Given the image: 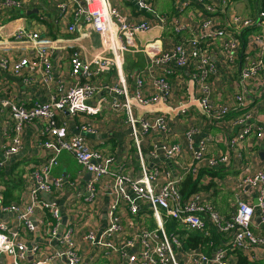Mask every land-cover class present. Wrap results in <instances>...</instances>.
<instances>
[{"label":"built area","instance_id":"obj_1","mask_svg":"<svg viewBox=\"0 0 264 264\" xmlns=\"http://www.w3.org/2000/svg\"><path fill=\"white\" fill-rule=\"evenodd\" d=\"M31 1L34 0H2L1 3L22 13L26 11L25 5ZM50 1L57 9L59 18L72 6L74 21L69 24L68 31L73 33L80 31L81 27H88L80 38H89L94 32L100 38V48L91 59L81 50L75 49L70 55V65L71 74L77 78L76 83L70 87L60 84L58 93H52L46 101L29 106L17 102L12 96L0 94V113H9L12 128L9 142L4 145L5 153L9 156L19 154L24 146V128L36 120L45 123L47 136L44 140H39L38 145L54 150L46 160L31 168L32 177L24 206L14 202L0 204V214L13 213L18 222L16 227H11L0 219V263L5 259L7 264H84L80 251L81 241L77 238L75 228L69 225L61 232L63 217L58 202L41 197L42 194L60 192L66 185L64 177L52 173L62 151L71 152L82 169L91 174L84 195L87 204H94L99 198L102 181H105L103 188L108 186L112 189L114 202L108 210L107 227L101 233L88 230L82 234L85 241L102 248L107 255L117 254L127 264H239L240 256H251L255 249L264 248V170L242 175L238 187L255 190L257 198L254 203L239 195L233 212L228 217L209 201L208 192L200 190L188 196L182 192L185 174L196 175L202 168H219L230 162V154L207 156L211 148L210 140H200L193 149L195 162L188 164L182 174L161 172L160 168L149 170L145 164L141 142L143 136L151 131L154 121L147 114L137 116L134 107L146 104L150 98L140 90L135 95L130 94L123 66L128 47L127 37L149 30L155 20H129L114 5L113 0ZM199 1L203 4L205 0ZM136 4L142 11L153 10L150 0H136ZM203 8L208 16L201 18L195 29L199 25L203 28L214 24L213 15L217 6L206 3ZM258 28L259 31L254 36L255 54L246 59L241 57L240 81L260 79L264 82V11L257 10L247 17L236 15L232 18V23L220 27L212 35L208 34L209 37H218L221 46L232 51L230 56H233L235 52L241 51L245 34ZM10 36L19 41L34 43L36 55L35 58L23 57L14 63H10L7 58H0V66L3 69L11 68L15 73L28 66L31 75H28L27 82L34 83V73L39 70L42 80L45 83L51 82L54 78L51 55L59 46V41L22 26L17 27ZM205 39L201 36L185 38L163 51L147 45L145 51L150 57L147 71L157 78L159 91L167 94L170 83L164 77L158 78L160 66L176 65V68L170 67V72L189 67L197 94L175 107L177 114L185 115L188 108L197 106L206 120L220 123L227 120L231 113H236L232 122L242 127L238 133L228 138L229 148L234 150L240 140L251 133L263 136V132L260 127L248 124L251 114L246 109L243 94L237 93L225 102L213 100L214 86L210 77L217 74L218 68L212 61L213 50L207 47V43L202 45ZM4 46L0 43V49H6ZM237 63L238 61L235 65L227 63L228 69L236 67ZM107 69L116 70L119 75L120 87L116 90L123 95L124 101L116 106H121L126 112L130 137L141 163L138 176L123 168H109L104 163L102 152L93 148L83 134L69 133L66 125L58 121L60 114L88 115L95 112L89 104L99 89L94 77L101 76ZM137 83L140 87L144 84L140 77H137ZM260 102L264 103L262 93ZM157 127L167 129L161 118L157 121ZM81 131L96 133L90 123L81 125ZM193 133L194 129L189 130L186 137L190 139ZM190 147L193 148L192 145ZM159 152L166 159L177 160L182 146L177 142H165L161 144ZM163 174H166V179L161 180L160 176ZM218 183H223V178ZM122 203L131 213L130 222L125 224L127 229L123 224V215L118 210ZM142 210L154 219V227L139 221L138 216L142 214ZM47 213L55 221L50 239H55L59 247L44 250L37 241L24 239L22 232H37V220L33 215L42 216ZM256 214L259 216L258 223L254 221ZM171 223L176 226L168 232L166 226ZM177 225H182L185 229H179ZM137 226L138 229L135 230ZM103 250L99 251L100 255H103Z\"/></svg>","mask_w":264,"mask_h":264},{"label":"crops","instance_id":"obj_2","mask_svg":"<svg viewBox=\"0 0 264 264\" xmlns=\"http://www.w3.org/2000/svg\"><path fill=\"white\" fill-rule=\"evenodd\" d=\"M0 0V43L6 49H0V58H7L10 63L17 62L23 57L35 58L36 46L28 40H16L10 36L17 27H24L40 32L52 40L59 41L51 55L52 70L54 78L51 82L45 83L40 70L34 73V83L26 81L31 75L30 67H23L22 71L15 73L11 68L3 69L0 66V94L15 98L19 103L33 105L48 99L52 93H58L60 84L70 87L75 84L77 78L71 74L70 55L75 49L91 59L100 48V38L92 33L89 38H80L81 34L88 27H81L80 31L69 32L68 26L74 21L73 7L69 6L62 18H59L58 11L50 0H34L25 5V12L16 8L4 6ZM125 18L129 20H155L153 27L144 32L129 35L127 38V50L124 56V76L127 78V87L131 95L139 90L150 98L149 102L134 107L138 115L147 114L151 116V131L146 133L141 142V149L145 158V164L149 170L160 168L161 172H171L174 175L184 173V168L195 162L193 149L200 140L208 139L211 148L207 156L230 154L231 159L226 166L219 167V175L214 178L211 188L204 190L208 192V199L216 207L227 212L225 216H231L234 204L240 195L244 200L256 201L255 190L248 187L240 189L238 181L244 173H254L264 170V103L260 102L261 93L264 94V82L260 79L240 81L241 57L253 56L256 52L254 36L259 28L249 31L244 36L241 51L230 56V50L221 46V40L217 37H209L220 27L232 23L236 15L250 16L257 10L253 0H205L203 4L199 0H150L153 6L152 11H142L136 4V0H113ZM212 3L217 6L213 15V22L210 27L199 25L201 18L208 16L203 5ZM38 10L28 17V11ZM185 28V29H184ZM253 33V34H252ZM206 38L204 43L213 50L212 61L216 63L218 72L211 75L210 80L214 86L213 100L225 102L234 97L235 94L245 96L246 109L250 112L251 118L248 124L260 127L263 136L251 133L245 139L240 140L238 147L234 150L229 148L228 138L238 133L242 126L234 125L232 119L236 113H231L227 120L220 123H212L203 117L197 106L187 109L185 115H178L175 107L196 96L195 83L190 76L189 67L175 69L170 72V67L176 65H161L159 77H164L170 88L167 94L159 91L157 78L147 71L149 55L145 47L156 48L159 51L168 50L179 43L182 39L190 37ZM237 66L228 69L227 63ZM137 77L142 78L144 84L140 87ZM95 84L99 86L96 94L91 98L90 105L93 114H60L58 121L65 124L69 133L83 134L93 148L102 152L104 163L113 169L123 168L135 175L140 174L141 163L136 153L134 142L130 137V128L126 123V112L121 106H116L124 101L123 95L117 92L120 87L119 75L116 70H105L101 76L94 77ZM164 95V97H163ZM162 119L167 126L166 130L157 127V121ZM91 124L96 133L81 131V125ZM11 122L9 113H0V204L19 203L24 206L27 199L31 168L40 164L51 155L53 148L40 147L39 140H44L45 123L36 120L25 126L22 133L24 146L17 155L9 156L4 151V145L9 142L11 134ZM194 129L190 139L186 137L189 130ZM165 142L179 143L182 152L177 160L166 159L159 152L161 144ZM190 145L193 146L190 147ZM203 169V168H202ZM201 169V170H202ZM187 171V170H186ZM52 173L62 176L66 185L62 191L52 194H42L41 197L48 200H56L61 208L63 224L60 229L63 232L69 225L75 228L77 238L81 241L80 251L84 264H127L114 253L106 252L97 246L91 245L83 239L86 231L92 230L101 233L108 225V210L114 202L111 188H103L105 181L100 183L102 188L99 198L94 204H87L84 199L91 174L85 172L77 162L75 156L68 151L59 154L58 164L53 168ZM186 177V174H185ZM161 180L166 179V174L160 176ZM209 176L204 175L202 180L207 182ZM223 178V183H218ZM127 188V186H125ZM129 188V187H128ZM118 210L124 218L123 224L131 220V213L125 204H121ZM139 221L149 227H154L149 220L153 219L140 211ZM223 214V213H222ZM37 220V232H22V237L28 241H37L44 250L58 248L59 244L55 239H50V232L54 226V218L48 213L42 216L33 215ZM0 219L7 222L11 227L18 225L16 216L13 213L0 214ZM154 220V219H153ZM254 221L259 222L256 214ZM155 224V221H154ZM125 228L127 229L126 225ZM138 229V226L134 228ZM264 230V225H262ZM131 229H129L130 233ZM103 250V255L99 251ZM243 264H257L264 261V248H258L251 256H245ZM60 263V262H59ZM0 264H7L5 259Z\"/></svg>","mask_w":264,"mask_h":264},{"label":"trees","instance_id":"obj_3","mask_svg":"<svg viewBox=\"0 0 264 264\" xmlns=\"http://www.w3.org/2000/svg\"><path fill=\"white\" fill-rule=\"evenodd\" d=\"M253 2L254 4H256V6L259 4V7L255 8L256 10L264 11V0H253ZM34 16H36V14L28 15V17H34ZM204 175L209 176L207 182H204L202 180ZM218 175H219L218 168H205L202 169L201 172H199V174L196 175H193L192 173L187 174L185 180L182 183L183 194L185 196H188L195 191L206 190L211 188L212 183L214 182V178L217 177ZM260 262H258L257 264H259ZM243 263H247L246 258L244 256H240L239 264H243Z\"/></svg>","mask_w":264,"mask_h":264},{"label":"rangeland","instance_id":"obj_4","mask_svg":"<svg viewBox=\"0 0 264 264\" xmlns=\"http://www.w3.org/2000/svg\"><path fill=\"white\" fill-rule=\"evenodd\" d=\"M216 208H217L221 213H223V214H226V213H227V212L223 211V210L220 208V206H218V207H216ZM149 222H150L152 225H155L153 219H150ZM171 222H172V221H171ZM175 226H176V225H175L174 223L168 224V225L166 226L168 232H170L172 229H174ZM177 227H178L179 229H185V227L182 226V225H177ZM259 264H264V261H261Z\"/></svg>","mask_w":264,"mask_h":264},{"label":"water","instance_id":"obj_5","mask_svg":"<svg viewBox=\"0 0 264 264\" xmlns=\"http://www.w3.org/2000/svg\"><path fill=\"white\" fill-rule=\"evenodd\" d=\"M33 12H38V10H30V11H28V14H31V13H33Z\"/></svg>","mask_w":264,"mask_h":264}]
</instances>
